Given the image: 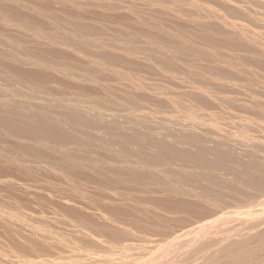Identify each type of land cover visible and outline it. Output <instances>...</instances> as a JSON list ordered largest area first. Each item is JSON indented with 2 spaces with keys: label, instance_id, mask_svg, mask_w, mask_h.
Instances as JSON below:
<instances>
[{
  "label": "bare ground",
  "instance_id": "1",
  "mask_svg": "<svg viewBox=\"0 0 264 264\" xmlns=\"http://www.w3.org/2000/svg\"><path fill=\"white\" fill-rule=\"evenodd\" d=\"M7 1L4 2V0H0V81L3 82L2 83L3 85L5 84L4 86L0 87V144H4V146H5V147H3V148H5L4 151L0 149L1 150L0 151L1 160H2V158L3 159L5 158V159H7L6 161H8L10 164H13L14 166H15V164H17L16 166H18V168H19L18 173L23 171L20 169H23V166H24L23 165L24 163L21 164L19 162V160L21 159V158L19 159V157H21V155H24L26 158L29 159V161H30V159L33 160L34 162L36 161L35 163L38 164V167H39V164L41 165L40 166L41 169L39 168L40 170H44L43 169V167H44L46 169V172L50 173L52 171L53 172L55 171L56 173H54V174H58V175H56V179H57L56 183H55V181H53L51 179H48L46 181V184H42V183L38 184V182L35 181L36 185L37 184L39 185L36 190H47L49 192H55V194H57L59 196L63 195V197H65L64 195L67 194L66 192H73L75 194V195L74 194L73 195L77 196V199H79L80 201L88 203L92 207H95V205L97 206V204L95 203L96 201L94 202L91 199H87L88 198V197H86L87 192H86V195H84L81 192L85 193L86 190L87 191L92 190L93 188H94V191L102 192L105 190L110 191V188H113L112 190H114V189L116 190V188H118L117 185H119V188L121 185V187H123V188H120V189H124L127 186V187H129L128 190H131L130 187L132 185L134 187V185H135V187L137 186L136 189H138L139 192H156V193L162 192L161 193L162 195H163V193L167 194L166 198L171 196L170 198L173 200L172 203H174V204H172L170 202L171 201L170 199L168 201H166V203L164 200L163 203L161 202V205H160V202H158V204L153 203V204H155L154 205L155 207H156V205H158V207H157V210L159 209L158 213H159V211H160V214H161V212L162 213H174L175 211L180 210V211H184L186 215L182 219L181 218H174V217H170V216H165V215L161 216L160 214L154 215V216H152V218L158 225L152 226V227L144 225V227L140 228L138 231H137V226H136V231L134 233V236H137V239L141 238L142 239L141 241H144L143 239H147L146 242H148L149 244H150V242L155 241L154 244L151 243L152 247H153V245L155 246L156 243H158V242L159 243L162 242V243H171L172 244L173 241H176L177 244L178 243L180 244L181 239L184 243L185 240H183V238L185 239V235H187L188 233L191 232V231L187 232L186 229L196 226L195 227L196 230L199 229V231H202L203 237L205 239L202 241V240H200L201 239L200 238L199 242H198V240L195 241V239H194V241H191L192 244L184 243V244L178 245L179 247H176L177 252L176 253L174 252V254H172V252H173L172 249H171V252L167 251L168 254L169 255L172 254V256H170V258H167V257H165V255L167 256V254H165L164 257L167 258V260L165 259V261L162 262L161 264H264V216H262V214L264 215V213H262L264 211L260 212L261 208H259V207H262V208L264 207V202H263L264 198H262L263 196L261 197V195H260L262 192H264V163L261 162L259 156L255 157V156H257V155H255V156L251 157V154H249L248 152L247 153L250 155V158H249L248 154L243 155L244 153L243 154L240 153L244 157L242 155H238L237 153H235L236 155H238V156H236L233 153L235 150L233 151L230 147V145H233V144H229L230 143L229 140L225 139L223 136H221V134H217V135L213 136L214 132L212 133V135H208L210 133V131L208 134H206V133L203 134V132L199 131V129L202 128L200 126L205 125L208 122L205 117H210V119H209V122H210L211 117L215 116L214 110H217L218 112H220L221 109L223 110V107H225V108L227 107V109L228 108L231 109L235 106L233 108L234 110H232V111L235 114L236 113L239 114V112L242 111L241 109H244L245 111H246V109H250L247 106L248 104L244 103L243 100H242L243 102H241V100H240V102L242 104H246V106H247L246 109H245L244 105H242L243 107H241V106L237 105L238 103L237 104L234 103V99L232 98V96L229 95L231 93V91L229 89L227 91H229L230 93H227L224 91L227 88L231 89V87H233L232 83L234 81H232V83L230 81L234 80V79L233 78L231 79L230 77H233V75L235 73H236L235 77L240 78V80L242 78V77H240V75H239V77L237 75L238 74L237 70H239L238 67L241 65V62H239V59H237L239 63H235V61H233V60L230 61L229 54H231L232 52L229 53L228 57H226V59L229 58V59H227V61H230L232 63L234 62V64H236V65H238V64H240V65L237 66V70H234V69L230 70V71H236L235 73L228 72L227 67H226L227 68L226 70H220V69H225L222 67V63L218 64L220 62L219 60H221V58H222L220 56V54H218L217 51L215 52L216 55L218 54L220 56L219 57L217 55L219 58H217L218 60H216L217 62L218 61L219 62L218 63L215 62L216 64L221 65V66H219V69L217 68L218 65H216V67H214L215 63H211L216 58H214V56H212L214 59L209 57L211 54L212 48L214 50L215 47L210 48V52H209L210 54H209V56H207L206 53H208L209 50L206 51L203 49V48L207 49V47L203 46L201 51H198L195 49V47H193V45L196 42L193 43V45H191L192 42H190V41H193V40H191L193 38L192 35H188L187 32H186L187 36H185L184 34H181L184 30L181 33H178L176 30H175L176 31L175 32V31H173V29H171L170 31L168 29V31H167L166 29L168 27L165 28V30H164V26L161 25V27H159L160 26L159 22H158V25H159L158 27L157 26L153 27L154 25L153 26L150 25L153 23V20H151L152 23L148 22L149 24H146L145 21H149L147 19H150V18L146 17L147 19L145 18L146 19L145 20L144 17H142L143 16L142 15V16H139V17H142L140 19H142V20L144 19L143 20L144 23H142V24H146V26L149 25L147 27L148 29H149V27H153L157 31V33H155L154 35H150L152 37H150L148 35L150 37L148 40L149 45L151 47L152 46H158V47L160 46L162 49V51L161 50L159 51V49H158V51L155 49L148 50L151 52H149V54H147V55H149V58H147V55H146V59L147 60L149 59V61H151L152 63H154L156 65V66H154V67H156L155 70L158 72V74L160 73L159 75H161V76L165 75L164 77H161V78H165V79H161L160 77H158L159 75H156V74H155L156 78L154 76L153 77L157 80V82L153 79H151L152 81H150V82H148L150 79L149 80L147 79L148 81H145V80L141 81V80H139L140 78L136 79V77H134L137 74H135V75L131 74V76L133 75L134 79L132 77H131L132 79H129L130 77L128 78L126 76V75L130 76L129 73H126V75H122L123 74L122 73L123 70H122L121 71L122 74L121 73L120 74L122 77L126 76V80H124L125 77H123L124 79H122L121 76H119L121 79L119 77H118L119 78L118 79L117 76H115V75H119V74H118V72H115L117 74L114 73V75H111V76H115L114 78H116L117 80L116 79L113 80L114 79L113 78L112 83L111 82H105L104 84L101 83L100 82L101 80H100L99 82L101 84H99L100 85L99 87L95 86V87H97V88H93L95 90L91 89V87H90V89L93 91L87 92L83 88L82 85H81L82 88L78 87V83L76 84L77 81L75 82L76 85L74 84V81L76 79H78V77L83 76L82 73H84L83 78H85V76H87V75L88 76L90 75L88 73L86 75V73H85L86 71H84L86 69V66L84 65V67L83 66L81 67L80 65L77 64V66H80L81 69L82 68L84 69V70H81V71H83L82 73H80V71H79V72H77V74L75 73V71L73 72L74 68L70 65V62H67L69 66L67 64H65L66 66L60 67L59 62L56 59H59L62 56L63 52L61 51L62 53H60V51H58L57 48H59L60 46H64V47H67V49L72 48L74 50L79 51L80 53L83 51L85 52V50H86L85 45L90 44L89 42L85 43V45L82 43L79 45V44H77L78 42L73 43V41H70L71 39H69V38H70V36H72V38H73V36L75 38L78 37V39H81L80 37H82V39L80 40V42H81L83 40V38H85L84 40L86 41L88 38L93 39V37H91V36H93V35L97 36V34L99 35L100 33H102L101 32L102 29L100 30V29H98L99 27L98 28L96 27L98 22L97 23L92 22V20H90V19H88V20L91 21L92 24H83L82 22L85 21L83 19L85 18L86 14H95V15L99 14L97 12L94 13V11H95L94 8H96V10L103 9L105 7L104 5H103L104 7L102 6V4H101V6H97V5L98 4L100 5V3L104 2L105 0L101 1L100 3L98 2L97 5H96V2H95V5L92 4V5H94V8L91 6L89 7V5L91 3H93L95 0H92V2H90V1L88 2L86 0H83V2L86 1L85 2L86 5H87V3H89L88 6L84 5V3H83V5H82V3L80 4L79 3L80 1H78V0H9V1H12V3L10 2L11 4H9L12 7H10L9 5L5 6V4L2 5L3 3H7ZM152 1H155V0H152ZM157 1L160 2V0H157ZM157 1L153 2V4L156 3ZM166 1L167 0H165V1L162 0L161 2H163V4H164V2L165 3L169 2V1H167V2ZM172 1L173 0H171V2ZM203 1H205V0H203ZM250 1L252 2V0H250ZM250 1H249V3H250ZM13 2L15 3L14 7H13ZM27 2H30L32 4L31 10H29V11L27 9L30 8L29 7L30 5H28ZM105 2H107V1H105ZM112 2L110 1V3H112ZM174 2L176 3V0ZM177 2H179V0H177ZM222 2H221V4H222ZM243 2H244V0H243ZM148 3H146V4H148ZM150 3H152V2H150ZM197 3H200V1ZM219 3L220 2H218L217 4H219ZM215 4L216 3H214V5ZM245 4H247V3H245ZM245 4L243 3V5H245ZM142 5H145V4H142ZM149 5L150 4H148V6ZM157 5H159V4H157ZM157 5H155V6H157ZM224 5H225V3H224ZM238 5H241V3ZM95 6H97V7H95ZM109 6H111V5H109ZM127 6H128V3H127ZM159 6L165 7V5L162 6V4H160ZM179 6H177V7H179ZM188 6H190V5L188 4ZM205 6H207V5H205ZM250 6H252V5H250ZM55 7L57 9H55ZM117 7H119V5ZM167 7H166V9H167ZM209 7H211V5ZM209 7L207 6V9H209ZM141 8H143V7H141ZM186 8L187 7H185V10L189 9V8L188 9H186ZM191 8H192V5H191ZM196 8H198V7L196 6ZM199 8H200V6H199ZM202 8L203 7H201V9ZM225 8H227V7H225ZM258 8H260V7H258ZM145 9H148V7H146ZM164 9H163V11H164ZM181 9H183V8H181ZM207 9L205 8L206 14L208 12ZM213 9H215V8H213ZM213 9H211V10H213ZM222 9L220 8L221 12H222ZM254 9H255V7H254ZM78 10H81V13H84V14H81L84 16V18L78 16V14L76 13V12H80ZM92 10H94V11H92ZM104 10H105V8H104ZM122 10H123V8H122ZM136 10L137 9L135 7V10H133V11L136 12ZM194 10H196V9H194ZM26 11H28V12L31 11L32 14L27 13ZM114 11H116V10L114 9ZM165 11H167V10H165ZM210 11L208 12V14L210 13ZM213 11H211V14H213L212 16H214L213 18H215V14H217L218 10L216 13H215V11L214 12ZM254 11H258V9L254 10ZM101 13H103V10ZM131 13H132V11H131ZM142 13H144V12L142 11ZM154 13H156V12H154ZM164 13H166V12H164ZM261 13H259V14H261ZM33 14H34V16H31ZM112 14H114V13H112ZM136 14H138V13H136ZM147 14H150V12ZM151 14H153V13L151 12ZM159 14H161V13H159ZM170 14H171V12H170ZM173 14H175V13H173ZM180 14H181V12H180ZM95 15H93V16H95ZM104 15H105V13H104ZM135 15H133V16H135ZM197 15H198V13H197ZM200 15H201V13H200ZM224 15H227V14H224ZM250 15H252V14H250ZM90 16H88V17H90ZM97 16H99V15H97ZM97 16H95V17H97ZM170 16H172V15H170ZM175 16L177 17L176 14H175ZM180 16H179V18H180ZM208 16L210 17L211 15L209 14ZM255 16H257V15H255ZM119 17H121V15ZM197 17H199V15ZM217 17H219V16H217ZM220 17H222V16H220ZM126 18H127V16H126ZM185 18H187V17H185ZM153 19H155V18H153ZM159 19H160V17H159ZM193 19H191V20H193ZM210 19H212V18H210ZM222 19H224V18H222ZM256 19H257V17H256ZM120 20H123V18L122 19L120 18ZM131 20L132 19H130V20L128 19V21H131ZM263 20H264V18H263ZM137 21H139V23L143 22L139 19ZM201 21H198L199 23L197 22L198 25L201 23ZM214 21L215 20H213V22ZM229 21H227L226 23L228 24ZM239 21H237V22H239ZM259 21H261V20H259ZM160 22H162V21H160ZM223 22L225 23V21H223ZM248 22H251V21H248ZM85 23H87V22H85ZM180 23H179V26H180ZM220 23H221V20H220ZM224 23H223V25H224ZM102 24H104L103 21H102ZM216 24H218V23H216ZM245 24H246V22H245ZM104 25H106V24H104ZM132 25H133V23H132ZM240 25H242V24H240ZM248 25H250V24H248ZM256 25H254V26H256ZM135 26H136V24H135ZM138 26H141V25H138ZM196 26H195V28H196ZM202 26H204V25H202ZM230 26H232L231 21H230ZM237 26L238 25L236 24V27ZM213 27H215V26L213 25ZM247 27L245 26V28H247ZM100 28H103V27H100ZM122 28H124V27H122ZM141 28H142V26H141ZM202 28H200L199 30H201ZM237 28H236V30H237ZM242 29H244V28L241 27V30ZM125 30H126V28H125ZM206 30H207V28H206ZM227 30H230V29H227ZM261 30H262V28H261ZM110 31H112V30H110ZM116 31H117V29H116ZM121 31H122V29H121ZM196 31H198V30H196ZM203 31L205 32V29ZM239 31H240V29H239ZM244 31H245V29H244ZM246 31H247V29H246ZM207 32H209V31H207ZM213 32H215V31H213ZM240 32H243V31H240ZM139 33H142V32H139ZM183 33H185V32H183ZM129 34H130V32H129ZM136 34L139 35L138 33H136ZM239 34H237V35L239 36ZM245 34H247V33H245ZM245 34H244V38H249V37H245ZM262 34H263V32H262ZM117 35H118V33L116 35H114V39H117L116 41L119 42L120 38L122 36H121V33H120L121 37L119 35L118 36ZM231 35H232V33H231ZM210 36L211 35H209L208 39H210ZM118 37H120L119 40H118ZM130 37H131V35H130ZM130 37L126 38L127 40L126 39L125 40L129 43L132 41V42H134L133 44H135L136 40L133 41L134 40V39L132 40L133 37L132 38H130ZM218 37H219V39L216 40L215 45H211V46H216V44L219 46L222 45L223 49L226 50L227 48H229L230 51H231V48H235L233 46H236V44H237V46H239L237 41H235V38H237V37L233 38V36L226 35V33L225 34L223 33V35H219L216 38H218ZM259 37H261V36H259ZM100 38H101V35H100ZM141 38H143V36ZM244 38H239V39L244 41V43H243L242 41L239 40L240 42H242L241 45L245 44L247 41V40L245 41ZM252 38L254 40L255 37L252 36ZM261 38L264 39L263 36ZM121 39H123V37ZM145 39H146V37H145ZM260 39H258V41ZM77 40H75V41H77ZM101 40H102V38H101ZM201 40L204 43V41L207 39H201ZM143 41H144V39H143ZM198 41H200V40H198ZM248 41L250 42L251 39ZM258 41H256V42H258ZM90 42H93V41H90ZM113 42H114V40H113ZM132 42H131V44H132ZM145 42H147V41H145ZM212 42H214V41H212ZM249 42L247 44L250 46V44H252V43L250 42V44H249ZM106 43L107 42H105V44ZM103 44H104V42L102 43V45ZM124 44H125V42L123 43V45ZM127 44H125V45H127ZM261 44H263V43H261ZM93 45H95V46L99 45V46H96L97 49H98V47L101 48L100 43L93 44ZM223 45L226 46L227 48H225ZM253 45H254V43H253ZM87 46H89V45H87ZM131 46H129V47L126 46V47H128V48H126V50L127 49L131 50L130 52H127L125 50L128 53L127 56L129 55V57H127L128 60H129V58L131 60L130 56H133L135 59H137V57H136L138 55L137 53L142 54L141 56L143 58L144 52L140 53L141 50L139 49L140 50L139 51L135 45L134 46H135L136 50H132L133 48ZM219 46H216V47H219ZM64 47H62V48L64 49ZM142 47H143V45L141 46V48ZM151 47H149V48H151ZM261 47H263V46H261ZM104 48H105V46H104ZM244 48H245V45H244ZM258 48H260V46ZM208 49H209V47H208ZM217 49L218 48H216V50ZM229 49L227 51H229ZM60 50H62V49H60ZM102 50H103V48H102ZM117 50L119 51V49H117ZM259 50H261V49H259ZM259 50H258V52H259ZM94 51H96V50H94ZM118 51H116V52H118ZM202 51H205V54ZM214 51H212V55H215V53L213 54ZM218 51H219V53L222 52L219 49H218ZM72 52H74V51H72ZM237 52H239V51H237ZM80 53H78V54H80ZM73 54H75V53H73ZM105 54H107V53H105ZM87 55H89V54H87ZM99 55H102V54L99 53ZM89 56H91V58H93L91 54ZM93 56H94V54H93ZM83 57H84V59H87V58H85L86 55ZM83 57H81V58H83ZM94 57H96V56H94ZM105 57L112 58L113 56L111 57V56H105L104 55L103 58H105ZM121 57H122V55H121ZM191 57H193V60L190 59ZM208 57H209V59L211 58L212 60H209V64L204 65V66H207V67H205L207 70L205 72H209L212 76H210L209 73H206V74H207V76L209 75L211 78L213 76H216V77H214L215 79H210L209 81H206L207 80V78H206L205 80L203 79L204 81H201L202 78L204 77L203 74H205L204 69H203V71H199V72H202L201 76H203V77L201 78L200 81L197 80V82L195 81V79H192V81H191L190 78H188L186 80L180 79L179 75H178L179 77L177 76L178 78H176L175 75L176 74H182V72L176 71L178 68L175 69V66H173L174 64H176L175 61H178L179 59H181V60H183V59L189 60L190 59L188 62L192 63V66L194 65V69L197 71L196 68L198 65L196 64L197 65L196 66L194 64L195 61H196V63H201V62L204 63L205 62L204 60H203L204 62L198 61V60H201L202 58L203 59L206 58V60H207ZM257 57H259L258 59L261 60V62L264 64V52H261L259 54L257 53ZM99 58H102V57L99 56L97 59L93 60V62L95 61L94 64L95 63L97 64L96 60H99ZM134 58L132 59L133 61H134ZM76 59H77V57H76ZM84 59H82V60H84ZM88 59H89V57H88ZM114 59L116 60L117 57ZM121 59H123V58H121ZM231 59H232V56H231ZM106 60H110V59L107 58ZM125 60H127V59L125 58ZM54 61H57L58 64L55 63ZM85 61H87V60H85ZM90 61H88V62L91 63ZM117 61H115V62H117ZM135 61L137 63V60H135ZM256 61H257V59H256ZM98 62L100 64L101 61H98ZM134 62H133V64H135ZM221 62H223V65L225 64L224 63L225 61H221ZM250 62L252 63V61H250ZM104 63H106L105 60H104ZM205 63H208V61H206ZM210 63L214 64V66L210 65ZM227 63H228V65L230 64L229 62H227ZM243 63H244V61H243ZM146 64H147V62H146ZM183 64H185V63H183ZM126 65L127 64L125 63V66ZM228 65H226V66H228ZM96 66H94V67L96 68ZM62 67H63V69H62ZM191 67H189V68H191ZM241 67H239V68L243 72L247 68L246 66H245V68H243V67L241 68ZM46 68H48L47 69L48 73H50L49 71H51V68L57 69V71H60V72L63 71V72H61V74L64 75L63 78L59 79L60 77L57 78L58 77L57 75H56L57 77H54L55 76L54 73H53L54 76L52 75V73H50L52 76L46 75V73H47L45 70ZM114 68L115 67H112V69H114ZM130 68H129V70L132 71V69L134 68V71H135L137 67L133 66L132 69H130ZM199 68H201V67H198V70H199ZM229 68H232V67H229ZM122 69H126V68H122ZM249 69L247 68L246 72L250 71ZM103 70H101V71L103 72ZM107 70H109V69H107ZM127 70H128V68H127ZM147 70H149V71H147ZM52 71H54V70H52ZM77 71H78V69H77ZM97 71H98V69H97ZM114 71H116V70H114ZM114 71L112 70V72H114ZM117 71H119V70H117ZM146 71L148 73H150L151 75L154 73H157V72L153 73L152 68L146 69ZM252 71L254 73V71L256 72V69L252 70ZM252 71L250 72L251 75H252ZM190 72L193 73V71H190ZM246 72L243 74L247 75L248 73H246ZM78 73H80L81 75ZM192 73H191V75H193ZM239 73H241V71ZM254 74H256V73H254ZM254 74L252 75L253 77L256 76ZM257 74H258V72H257ZM103 75L105 76V74H103ZM142 75H144V74H141V76ZM188 75H190V74H188ZM251 75L248 74L247 77H249ZM184 76L185 75H183V77ZM218 76H219V78H218ZM247 77H244V80H242L240 83L241 84L244 83L245 78H247ZM251 77H250V80H248V81H252V80L254 81V79H251ZM80 78H82V77H80ZM83 78H82V80H83ZM127 78H128V80H127ZM237 78H235V80H237ZM86 79H87V77H86ZM86 79H84V81H82V82H85ZM89 79H90V76H89ZM141 79H143V78H141ZM198 79H199V77H198ZM36 80H38V81H36ZM138 80L140 82L137 83ZM187 80H189V82ZM211 80H213V81H211ZM259 80L260 79L258 78L259 84L264 82L263 81L260 83L261 80L260 81ZM71 81H73V82H71ZM78 81H80V79H78ZM87 81H91V80L87 79ZM93 81H92L93 84L98 82L97 80H93ZM144 81L148 82V83H145ZM206 82L211 83V84L209 85ZM240 83L237 84V85H239V88L241 86V89H243L242 87H244V89H245V86H242L243 84L240 85ZM249 83L250 82H248V84ZM255 83H256V80H255ZM252 84L253 83H251V85ZM247 85H246V87H248ZM257 86L258 85L256 84L255 87L257 88ZM260 86H262V85H260ZM92 87H94V86H92ZM252 87H254V85L250 86V88L248 87L247 88L248 90H246V89L245 90L246 91L252 90L251 89ZM20 88H22L21 90H23V88H25V90H27L28 92L24 93L25 91L23 90L24 92H22L20 90ZM86 88H88V87H86ZM235 89H236V86H235ZM241 89H239V90H241ZM261 89H262V91H264V87L260 88V90ZM237 90L235 92H238ZM241 91H243V90H241ZM241 91H239L240 95L243 94V93H241ZM249 93H251V92L249 91ZM259 93H263V92L260 91ZM235 94H237V93H235ZM235 94H234V96H235ZM246 94H247V96L250 95L248 93H245V96H246ZM235 97H238V96H235ZM253 97H252V99H255L258 97V95L255 98H253ZM52 98H53V100H55V99L56 100L50 101L49 99H52ZM243 98H247V97H243ZM238 100H237V102H238ZM261 101H262V99H261ZM241 103H240V105H241ZM254 105L256 106L257 102ZM254 105H249V106H252L253 110H255V112H254L255 114L252 112L253 111L252 109L250 112H252L251 114L256 115L257 110H256V107ZM260 105H261L260 107L262 108L263 105L262 104H260ZM237 107L240 108L239 112L235 111V109ZM254 107H255V109H254ZM257 107L260 108L259 106H257ZM216 108H219V109L221 108V109L219 111V109H216ZM244 110H243V112H244ZM224 111H226V110H224ZM138 112L142 116L144 114H146L147 116L153 115V116H160V117H161V115L164 117H166L165 115H167L169 117L170 114L171 115L174 114L173 116H175L176 113L177 114L180 113V114L186 115L187 118L190 120V122L188 120L187 121L188 125L185 123H184L185 126L182 125V126L186 127V129H184V127L183 128H176V126L172 127V126H174L173 124H172V126L171 125L168 126L166 123H168L169 120L163 119L164 117L163 118L161 117L160 119L157 117L158 119L154 118L155 120L150 121V118H148V117L146 118L145 117L146 115H145L144 117H141L140 119L137 120V113ZM247 112H249V111H247ZM247 112H245V113L247 114ZM220 113H222V112H220ZM220 113H219V115H220ZM245 113H243V114H245ZM258 113H259V111H258ZM226 114L227 115L229 114L228 116H230V114H232L231 116H233V113L231 111H230V113L226 111ZM248 114H250V113H248ZM223 115L224 114L222 113V116ZM259 115H260V117H262V116H264V113L262 112ZM244 116H242V117H244ZM256 116H258V115H256ZM235 117H236V115H235ZM248 117H249V115H248ZM260 117L257 118L258 123H259V120H261V119H259ZM251 118H253V117H251ZM174 119H175V117H174ZM177 119H179V118H177ZM217 119H215V120H217ZM241 119H243V118H241ZM241 119L239 121H241ZM232 120H233V118H232ZM244 121H245V119H244ZM176 122L178 123V121H176ZM179 122H180V119H179ZM204 122H206V123L203 124ZM212 122H214V119ZM172 123H173V121H172ZM215 123H216V121H215ZM228 123H230V122H228ZM261 123H260V125H261ZM263 123H262V125H263ZM213 124H211V125H213ZM206 125L204 127L208 126V125L207 126ZM240 125H241V123H240ZM244 125H245V122H244ZM224 126H225V124H224ZM198 127H200V128H198ZM215 127H219V126H214V128ZM246 127L248 128V126H246ZM197 128H198V131L195 130ZM208 128H209V126H208ZM211 128H212V126H211ZM218 130L220 131V129H218ZM241 130H243V129H241ZM213 131H214V129H213ZM216 132H218V131H216ZM221 132H223V131H220V133ZM233 132H235V131H233ZM247 132H249V131H247ZM258 132H260V131H258ZM96 134H99V135L101 134L103 136V137L102 136L101 137L104 138V140L102 138H100L105 142L104 143L105 153L103 155H102L103 152L100 153L101 150L98 149L102 146V145L100 146V144H101L100 142H102V144H103V141L99 140L98 138H95L96 136L94 137V135H96ZM252 134H250V135H252ZM233 137H234V135H233ZM239 137H241V136H239ZM253 137H254V135H253ZM235 138H236V136H235ZM260 141H263V140L260 139ZM253 142H255V141L252 140V143ZM247 147H248V145H247ZM77 148L81 149V151H83V153H80V154L76 153ZM94 148H95V150L98 149L100 152H98V151L97 152L100 154L94 152L95 154L93 153V155H90L89 150L94 149ZM129 148H132V149L134 148L136 150L133 149L134 150V152H133V151H130ZM73 149H74V151H73ZM102 149H103V147H102ZM6 151L8 152L7 156H6V154H7ZM242 152H244V151H242ZM260 152H261V150H260ZM254 154L252 153V155H254ZM240 156H242V157H240ZM261 158L263 161L264 160L263 156ZM33 161H32V163H33ZM30 163H31V161H30ZM4 164H6L5 161H4ZM10 164L8 165V167L10 166ZM13 165L11 167L12 169L11 168H9V169L13 170ZM16 169H17V167H16ZM2 171H3V169L0 171V173ZM14 171H15V169H14ZM17 171L18 170H16V172ZM27 171L29 172V170H27ZM23 172H21V173L23 174ZM43 173H45V172H43ZM252 173L253 174L256 173L255 176L258 175L259 178L251 179L249 175H251ZM15 174H17V173H15ZM20 174L19 175L17 174V175L20 176ZM22 174H21V176H22ZM222 174H226V177L229 179H227V178L225 179V178L221 177ZM27 175L25 177H27ZM31 175H32V173H31ZM23 177H24V175H23ZM224 177H225V175H224ZM253 177H254V175H253ZM34 180H35V178H34ZM239 184L241 185L240 187H239ZM115 185H116V188L112 187ZM128 185H131V186H128ZM117 191H119V190H117ZM123 191H125V190H123ZM126 191H127V189H126ZM248 191H251L250 195H253L252 192L255 195L258 192H260L259 196L261 198L258 197L257 199L260 198L259 200H262L263 203L260 202L259 200H258V202L262 203L263 206L260 205L259 203H257V200L255 199L254 195H253V197L248 195L249 194ZM70 194L72 195V193H70ZM262 194H264V193H262ZM70 197L67 196L66 198L68 199ZM159 197H161V196H159ZM71 198H73V197H71ZM174 198L177 200L176 202H175ZM150 200L149 201L152 202V198H150ZM155 200H157V199H155ZM149 201H148V204L150 203ZM153 201H154V199H153ZM157 201H159V200H157ZM161 201H162V199H161ZM167 202H169V204L170 203L171 204L169 205ZM257 204H259L260 206ZM114 205L115 204L112 203V206H114ZM109 206L112 207L111 203L108 204L107 207H109ZM144 206H145V204H144ZM107 207H106V209L108 210ZM114 208L116 209L117 207H113L112 208L113 210L109 209V213L111 211L112 212L114 211L113 214L115 215V211L117 209L115 210ZM230 209H232V210H230ZM233 209L235 210V212H232ZM0 210H2V209H0ZM225 210H229V212L227 211L228 213H224ZM261 210H263V209H261ZM118 211H120L119 208H118ZM118 211H116V214L119 213ZM237 211H239V212H237ZM7 212L8 211H6V213ZM9 213H7V214L10 216L11 214H9ZM74 213H76V212H74ZM2 214H5V213H1V215ZM77 214L78 213H76L74 217H78ZM232 215H235V218H232V219L228 218V217H234ZM5 216H7V215H5ZM9 216H8V220H9ZM227 218L230 220H228ZM17 219L19 220V218H17ZM225 219H227L228 221H231V222L225 221ZM24 220H26V219H24ZM77 220L78 219L75 218V221H76L75 225L77 226V224H78L77 228L81 227L80 224H83V223L87 224V222H83V218H82V220L80 219V221L82 223L81 222L77 223ZM1 224H0V226H1ZM73 224H74V222H73ZM11 225H12V223H11ZM11 225H9V226H11ZM83 226H82V228L85 229V227H83ZM89 226L91 227L92 225L89 224ZM95 226H97V225H95ZM95 226H94V228H95ZM217 226H221V227L219 228ZM28 227H29V225H28ZM214 227L216 229H214ZM107 228H109V227H107ZM211 229H212V231H211ZM35 230H34V232H35ZM89 230L91 231V229H89ZM94 231L95 230H93V232ZM109 232H111V231H109ZM127 232L125 233V235H124V232L121 233V232L116 231L115 233H111V235L114 239V241H113L114 243L112 244L114 252H115V250H117V252H119L118 250H120V252L123 250L122 251V253H123L124 250L127 249V246L129 244L126 245L127 243L125 244V241L123 240V239H126V234H127V236L129 235L128 234L129 232L128 233ZM33 234L35 235V233H33ZM194 237H196V235ZM197 237L199 238L198 235H197ZM45 239H46V236H45ZM192 239H193V237H192ZM49 240H48V242H49ZM177 240H180V241L178 242ZM129 241H131L130 237H129ZM156 241H158V242H156ZM63 242H65V241L63 240ZM72 242L70 241V246H71ZM126 242H128V241H126ZM32 244H33V242H32ZM146 244H145V246H146ZM174 244L175 243L173 242L172 245H174ZM131 245H132V243H131ZM139 245H137V246H139ZM168 245H166V246H168ZM64 246H67V244ZM145 246L143 247L144 248L143 251H145V249H146ZM157 246L159 247V244ZM48 247H45V248H48ZM72 247H74V246H72ZM81 247H83V246H81ZM129 247H131V246H129ZM132 248H133V245H132ZM148 248H149V246H148ZM163 248H166V247H163ZM78 249H80V248H78ZM129 249H127L126 251L128 252ZM140 251H141V249H140ZM153 251H155V250L153 249ZM165 251H166V249H165ZM77 252H80V251L77 250ZM109 253H111V252H109ZM134 253H136V251ZM35 254H37V253H35ZM103 255L106 256L107 254H103ZM111 255L113 257L116 256V255H114V253H112ZM128 255L130 256L131 254H128ZM139 255H142V254L139 253L138 256ZM144 256H146V255L144 254ZM153 256L157 257V256H155V254ZM124 257H126V255ZM106 258H108V256L105 257V259ZM121 258H119L118 260L120 261ZM134 258H135V261H136V259H138V258H136V256ZM151 259H154V258H151ZM151 259H148V260H151ZM160 259H161V257H160ZM108 260L110 262L113 261L112 257H109ZM64 261L66 262L68 260H64ZM74 261L75 260H73V262ZM131 261L133 262V259H131L130 262ZM106 262L108 264L107 260H106ZM121 262H122V259H121ZM126 262H127V260H126ZM136 262H138V261H136ZM154 262H155V260H154ZM145 263H147V261L146 262L144 261V264ZM149 264H151V263L149 262Z\"/></svg>",
  "mask_w": 264,
  "mask_h": 264
},
{
  "label": "rangeland",
  "instance_id": "2",
  "mask_svg": "<svg viewBox=\"0 0 264 264\" xmlns=\"http://www.w3.org/2000/svg\"><path fill=\"white\" fill-rule=\"evenodd\" d=\"M5 1H7V0H4V2ZM78 1H80L79 3L81 4L82 3V5H83V3H84V5H86L85 4V2L86 1H90V2H92V0H86L85 2H83V0L81 1V0H78ZM101 1H104V0H95L93 3H91L90 5H89V3H87V5L86 6H88L89 5V7L91 6V7H93L94 8V5H95V2H96V5L98 4V2L100 3ZM105 1H107V2H105ZM104 2H101L100 3V5L98 4L97 6H101V4H102V6L105 8V10H104V8L103 9H98V10H96V8H94V10H92V11H94V13H99V14H97V15H99V16H97V15H95V14H86L85 15V18H84V16L83 15H81V14H84V13H81V10H78V11H80V12H76L77 14H78V16L79 17H82V18H84L83 20H85V21H83L82 23L83 24H92V22H98V26L96 25V27L98 28V29H102V33H100L99 35L97 34V36L96 35H93V36H91V37H93V39L92 38H86L87 40L85 41L84 39L85 38H83V40L85 41H81L80 42V40L82 39V37H80L81 39H78V37H74L73 36V38H72V36H70V38L69 39H71L70 41H73V43H77V44H84L85 45V43H87V42H89L90 44H86L85 46H86V50H85V52L83 51V52H79V51H77V50H74V49H72V48H68L67 49V47H64V46H60L59 48H57L58 49V51H60V53H62V56L59 58V59H56L58 62H59V65H60V67L61 66H66L65 64H67L68 65V63L67 62H70V65L74 68V70H73V72L75 71V73L77 74V72H79L80 71V73H82L83 71H81V70H84L83 68L81 69V67L83 66L84 67V65L86 66V69L84 70V71H86L85 73H86V75H87V73L88 74H90L89 76H90V79H89V76L87 75V76H85V78H83V76H84V73H82L83 74V76H80V77H82L83 78V80H82V78H80V77H78V79H80V81H78V79H76L75 81H74V84H75V82H76V84L78 83V87H80V88H82L81 87V85L83 86V88L88 92V91H93V90H95V89H93V88H97V87H99L100 85L99 84H101V83H105V82H111L112 83V79L115 77V76H117V78L119 77V76H121V74L122 75H126V73H129V75L130 76H128V75H126L129 79H132L133 78V75L131 76V74H137L136 76H134V77H136V79L137 78H140L139 80H141V81H143V80H145V81H148L149 79V81L148 82H150V81H152L151 79H153V80H155L156 82H157V80L155 79L156 78V76H155V74L156 75H159L158 74V72L155 70V68L156 67H154V66H156L154 63H152L151 61H149V59L147 60L146 59V55L147 54H149V52H151V51H148V50H150V49H155V50H157L158 51V49H159V51L161 50L162 51V49H161V47L159 48L158 46H150L149 45V38L150 37H152V36H150V35H154L155 33H157V31L153 28V27H158L159 25H158V22L160 23V26L159 27H161V25L162 26H164V30H165V28H167L166 30L168 31V29H169V31L171 30V29H173V31H177L178 33H181L183 30V32H185V33H181V34H184L185 36H187L186 35V32H187V34L188 35H192V39L191 40H193V41H190V42H192L191 43V45H193V43H195L194 45H193V47H195V49L196 50H198V51H201V49L203 48V46L204 47H207V49L206 48H203L204 50H206V51H208V53H206V55L207 56H209V52H210V48H212V47H215L214 48V50H213V48H212V51H214L213 52V54L217 51V53L218 54H220V56L222 57L221 58V60H219L218 62L216 61V60H218L217 58H219L217 55H216V53H215V55H212V51H211V54H210V56L209 57H211L212 59H214V58H216V59H214V61L213 62H211V63H218V64H221L222 63V67L223 68H225V69H220V70H226L227 68V70H228V72H232V73H235L236 71H230V70H232V69H234V70H237V66L238 65H240V64H238V65H236V64H234V62L232 63V62H230L231 60H233V61H235V63H239V62H241V65L239 66V67H243V68H245V66L250 70V71H248V72H246L247 71V68L244 70V72L242 71V70H240V68L238 67V69L241 71V73H239L240 71L239 70H237L238 72V77H239V75H240V77H242L241 78V80H240V78H237V77H235V74L233 75V77H230L231 79L233 78L234 80H231L230 82L232 83V81H234L233 83H232V86L234 87H231V89L230 88H227V89H225L224 91L225 92H227V93H230L229 91H227L228 89L231 91V93L229 94L230 96H232V98L234 99V103H238L237 105H239V106H241V107H243L242 105H244L245 106V109L247 108V106L250 108V109H246V111L244 110V109H241L242 111L241 112H239L240 111V108L239 107H237L236 109H235V111H237V112H239V114L238 113H234L232 110H234L233 108L235 107H233V108H228L227 109V107L225 108V107H223V110L221 109V111H220V109L219 108H216V109H219V111L220 112H222L224 115L222 116V113H220V112H218L217 110H214V115L215 116H213V117H211V121L209 122V119H210V117H205L206 119H207V123L206 122H204L203 124H207L208 126H209V128H208V126L207 127H204L205 125H201L200 127H202V128H200V127H198V128H200L199 129V131L200 132H203V134H208L209 133V131H210V133L208 134V135H212V133H213V136H215V135H217V134H221V136H223L225 139H228L229 140V144H233V145H230V147H231V149L234 151L233 153L235 154V153H237L238 155H242L243 153V155H247L248 153L249 154H251V157L252 156H255V155H257V156H255V157H258L259 156V158H260V160H261V162H263L264 163V160L262 161V156H263V159H264V116H262V117H260V115L259 114H261L262 112L264 113V91H262V89L260 90V88H263L264 86V64L261 62V60H259L258 58L259 57H257V53L259 54V53H261V52H264V39L263 38H261L262 36L264 37V20H263V18H264V0H252V2L250 1V0H244V2H243V0H205V1H203V0H179V2H177V0H176V3L174 2L175 0H173L172 2H171V0H167V1H169V2H167V3H165L164 2V4H163V2H161L162 0H160V2L159 1H157V0H155V1H157L156 3H154L153 4V2H155V1H152V0H105ZM110 1L112 2V3H110ZM119 1V2H118ZM126 1V2H125ZM146 1V2H145ZM150 1V2H152V3H148V2ZM165 1V0H164ZM192 1V2H191ZM194 1V2H193ZM200 1V3H197V2H199ZM210 1V2H209ZM214 1V2H213ZM223 1V2H222ZM229 1V2H228ZM233 3H232V2ZM246 1V2H245ZM249 1H250V3H249ZM258 1V2H257ZM9 2V3H8ZM12 3V1H7V3H3L2 5H4L5 4V6H8L9 4H11ZM115 2V3H114ZM119 4H118V3ZM136 2V3H135ZM138 2V3H137ZM174 2V3H173ZM182 2V3H181ZM185 2V3H184ZM192 4H191V3ZM204 2V3H203ZM207 2V3H206ZM209 2V3H208ZM213 2V3H212ZM218 2H220L219 4H217ZM221 2H222V4H221ZM237 2V3H236ZM257 2V3H256ZM28 3V5H30L29 7L30 8H28L27 10L29 11V10H31V7H32V4L30 3V2H27ZM119 5V7H117L118 5ZM126 3V4H125ZM127 3H128V6H127ZM131 3V4H130ZM134 3V4H133ZM146 3H148V4H150L149 6H148V4H146ZM178 3V4H177ZM180 3V4H179ZM214 3H216L215 5H214ZM224 3H225V5H224ZM229 3V4H228ZM236 3V4H235ZM241 3V5H238V4H240ZM243 3L245 4V3H247V4H245V5H243ZM252 3V4H251ZM260 5H259V4ZM263 3V4H262ZM92 4H94V5H92ZM115 6H114V5ZM124 4V5H123ZM142 4H145V5H142ZM157 4H162V6L163 5H165V7H160L159 5H157ZM171 4V5H170ZM177 6H179V7H177ZM182 4V5H181ZM188 4L190 5V6H188ZM194 4V5H193ZM197 4V5H196ZM203 6H202V5ZM252 5V6H250V5ZM14 5H15V3L13 2V7H14ZM109 5H111V6H108ZM113 5V6H112ZM117 5V6H116ZM133 7H132V6ZM154 5V6H153ZM155 5H157V6H155ZM191 5H192V8H191ZM205 5H207L208 7L211 5V7H209V9H207V6H205ZM232 5V6H231ZM10 7H12L11 5H9ZM97 6H95V7H97ZM108 8H107V7ZM127 6V7H126ZM143 7V8H141V7ZM168 6V7H167ZM182 6V7H181ZM196 6L198 7V8H196ZM199 6H200V8H199ZM236 6V7H235ZM250 6V7H249ZM116 7V8H115ZM121 7V8H120ZM135 7H136V12L135 11H133V10H135ZM140 7V8H139ZM146 7H148V9H145ZM153 7V8H152ZM166 7H167V9H166ZM185 7H187L186 9H188V10H185ZM201 7H203L202 9H201ZM225 7H227V8H225ZM244 7V8H243ZM246 7V8H245ZM253 7V8H252ZM254 7H255V9H254ZM258 7H260V8H258ZM110 8V9H109ZM113 8V9H112ZM122 8H123V10H122ZM131 8V9H130ZM139 8V9H138ZM157 8V9H156ZM165 8V9H164ZM173 8V9H172ZM175 8V9H174ZM178 8V9H177ZM180 8V9H179ZM181 8H183V9H181ZM191 8V9H190ZM205 8L208 10V12L211 10V9H213V8H215V9H213L214 11H215V13L217 12V10H218V12H217V14H215V18H213L214 16H212L213 14H211V11H213V10H211L210 11V15L212 16H208L209 14H208V12H207V14H206V10H205ZM220 8L222 9V12H221V10H220ZM231 10H230V9ZM55 9H57L56 7H55ZM54 9V10H55ZM114 9L116 10V11H114ZM128 9V10H127ZM144 12V13H142V11ZM156 11H155V10ZM159 9V10H158ZM163 9H164V11H163ZM171 9V10H170ZM194 9H196V10H194ZM198 9V10H197ZM249 9V10H248ZM258 9V11H254V10H257ZM102 10H103V13H101L102 12ZM112 10V11H111ZM127 12H126V11ZM151 10V11H150ZM161 10V11H160ZM165 10H167V11H165ZM203 12H202V11ZM205 10V11H204ZM241 10V11H240ZM243 10V11H242ZM260 10V11H259ZM28 11H26L27 13H31L32 14V12L30 11V12H28ZM106 11V12H105ZM110 11V12H109ZM119 11V12H118ZM123 11V12H122ZM131 11H132V13H131ZM177 11V12H176ZM193 13H192V12ZM198 11V12H197ZM213 11V12H214ZM253 11V12H252ZM114 13V14H112V13ZM122 12V13H121ZM134 12V13H133ZM142 14H141V13ZM149 13L150 12V14H147V13ZM151 12L153 13V14H151ZM154 12H156V13H154ZM164 12H166V13H164ZM170 12H171V14H170ZM180 12H181V14H180ZM205 12V13H204ZM224 12V13H223ZM231 12V13H230ZM248 12V13H247ZM261 13V14H259V13ZM92 13V12H91ZM104 13H105V15H104ZM107 13V14H106ZM113 16H111L110 14ZM117 13V14H116ZM136 13H138V14H136ZM146 13V14H145ZM159 13H161V14H159ZM173 13H175L176 15H177V17L175 16V14H173ZM186 13V14H185ZM197 13H198V15H199V17H197L198 15H197ZM200 13H201V15H200ZM203 13V14H202ZM221 13V14H220ZM223 13V14H222ZM236 13V14H235ZM240 13V14H239ZM244 13V14H243ZM109 14V15H108ZM135 15V16H133V15ZM179 14V15H178ZM196 14V15H195ZM206 14V15H205ZM224 14H227V15H224ZM235 14V15H234ZM250 14H252V15H250ZM254 14V15H253ZM259 14V15H258ZM81 15V16H80ZM91 15V16H90ZM93 15H95V16H97V17H95V16H93ZM103 15V16H102ZM121 15V17H119ZM124 15V16H123ZM143 15V16H142ZM152 15V16H151ZM155 15V16H154ZM159 15V16H158ZM170 15H172V16H170ZM181 15V16H180ZM190 15V16H189ZM219 16V17H217V16ZM249 15V16H248ZM255 15H257V16H255ZM31 16H34V14L33 15H31ZM87 16V17H86ZM88 16H90V17H88ZM93 16V17H92ZM107 16V17H106ZM116 16V17H115ZM126 16H127V18H126ZM133 16V17H132ZM139 16H142V17H144V19L146 18V17H148V18H150V19H147V20H149V21H145L146 22V24H149V23H152L151 22V20H153V23L152 24H150V25H154L153 27H149V29L147 28L149 25H147L146 26V24H142V23H144V19L142 20V19H140V18H142V17H139ZM179 16H180V18H179ZM183 16V17H182ZM193 16V17H192ZM201 16V17H200ZM203 16V17H202ZM220 16H222V17H220ZM240 16V17H239ZM243 16V17H242ZM248 16V17H247ZM253 18H252V17ZM259 16V17H258ZM100 17V18H99ZM109 17V18H108ZM135 17V18H134ZM159 17H160V19H159ZM169 17V18H168ZM174 17V18H173ZM182 17V18H181ZM185 17H187V18H185ZM196 19H195V18ZM209 17V18H208ZM217 17V18H216ZM229 19H228V18ZM238 17V18H237ZM256 17H257V19H256ZM87 18V19H86ZM99 20H98V19ZM115 18V19H114ZM120 18L122 19L123 18V20H120ZM152 18V19H151ZM153 18H155V19H153ZM194 18V19H193ZM202 18V19H201ZM207 18V19H206ZM210 18H212V19H210ZM222 18H224V19H222ZM226 18V19H225ZM233 18V19H232ZM252 18V19H251ZM88 19H90V20H92V22L91 21H89ZM106 19V20H105ZM109 19V20H108ZM114 19V20H113ZM117 19V20H116ZM128 19L130 20V19H132L131 21H128ZM141 20V21H143V22H140L139 23V21H137V20ZM145 19V20H146ZM158 19V20H157ZM165 19V20H164ZM171 19V20H170ZM191 19H193V20H191ZM218 19V20H217ZM228 19V20H227ZM256 19V20H255ZM96 20V21H95ZM119 20V21H118ZM176 20V21H175ZM180 20V21H179ZM184 20V21H183ZM186 20V21H185ZM196 20V21H195ZM202 20V21H201ZM212 20V21H211ZM213 20H215L214 22H213ZM220 20H221V23H220ZM231 21V25L232 26H230V21ZM236 20V21H235ZM240 20V21H239ZM259 20H261V21H259ZM89 21V22H88ZM102 21L104 22V24H106V25H104V24H102ZM117 21V22H116ZM160 21H162V22H160ZM182 21V22H181ZM190 21V22H189ZM198 21H201V23L198 25ZM210 21V22H209ZM218 21V22H217ZM223 21H225V23L223 22ZM227 21H229L228 22V24L226 23ZM236 23H235V22ZM237 21H239V22H237ZM248 21H251V22H248ZM263 21V22H262ZM85 22H87V23H85ZM149 22V23H148ZM165 22V23H164ZM171 22V23H170ZM173 22V23H172ZM181 22V23H180ZM185 22V23H184ZM194 22V23H193ZM198 22V23H197ZM205 24H204V23ZM209 22V23H208ZM235 24H234V23ZM241 22V23H240ZM245 22H246V24H245ZM258 22V23H257ZM113 23V24H112ZM115 23V24H114ZM132 23H133V25H132ZM138 23V24H137ZM179 23H180V26H179ZM187 23V24H186ZM216 23H218V24H216ZM223 23H224V25H223ZM242 24V25H240V24ZM250 24V25H248V24ZM111 26H109V25ZM127 24V25H126ZM135 24H136V26H135ZM156 24V25H155ZM165 24V25H164ZM182 24V25H181ZM236 24L239 26H237L236 27ZM257 24V25H256ZM116 25V26H115ZM138 25H141L142 26V28H141V26H138ZM174 25V26H173ZM197 25V26H196ZM202 25H204V26H202ZM207 25V26H206ZM213 25L215 26V27H213ZM217 25V26H216ZM223 25V26H222ZM244 25V26H243ZM253 25V26H252ZM254 25H256V26H254ZM263 25V26H262ZM109 28H108V27ZM113 26V27H112ZM121 26V27H120ZM126 26V27H125ZM189 26V27H188ZM195 26H196V28H195ZM234 26V27H233ZM245 26L247 27V28H245ZM259 26V27H258ZM262 26V27H261ZM100 27H103V28H100ZM122 27H124V28H122ZM139 27V28H138ZM171 27V28H170ZM178 27V28H177ZM191 27V28H190ZM203 27V28H202ZM229 27V28H228ZM241 27L242 28H244L245 29V31H244V29H242L241 30ZM252 29H251V28ZM257 27V28H256ZM119 28V29H118ZM125 28H126V30H125ZM141 28V29H140ZM145 28V29H144ZM200 28H202L201 30H199ZM206 28H207V30H206ZM209 28V29H208ZM222 28V29H221ZM236 28H237V30H236ZM256 28V29H255ZM261 28H262V30H261ZM107 29V30H106ZM112 30V31H110V30ZM116 29H117V31H116ZM121 29H122V31H121ZM124 29V30H123ZM143 29V30H142ZM151 29V30H150ZM186 29V30H185ZM188 29V30H187ZM194 29V30H193ZM205 29V32L203 31ZM227 29H230V30H227ZM239 29H240V31H243V32H240L239 31ZM246 29H247V31H246ZM249 29V30H248ZM259 29V30H258ZM104 30V31H103ZM115 30V31H114ZM134 30V31H133ZM138 30V31H137ZM155 30V31H154ZM196 30H198V31H196ZM220 30V31H219ZM127 31V32H126ZM175 31V32H176ZM180 31V32H179ZM207 31H209V32H207ZM213 31H215V32H213ZM238 31V32H237ZM249 31V32H248ZM252 31V32H251ZM261 33H259V32ZM263 32V34H262V32ZM129 32H130V34H129ZM139 32H142V33H139ZM151 32V33H150ZM222 32V33H221ZM257 34H256V33ZM108 33V34H107ZM118 33V35L120 36V33H121V36L123 37V39H121L120 37H118V40H119V38H120V41L118 42V41H116L117 39H114V35H116ZM128 33V34H127ZM136 33H138L139 35H137ZM145 33V34H144ZM153 33V34H152ZM198 33V34H197ZM200 33V34H199ZM202 33V34H201ZM209 33V34H208ZM212 33V34H211ZM223 33L225 34L226 33V35H229V36H233V38L234 37H237V38H235V41H237V43L239 44V46H237V44H236V46H233V47H235V48H231V51H230V49L229 48H227L226 46H224L225 48H227L226 50L225 49H223L222 48V45H217L216 44V46H219V47H216V46H211V45H215V43H216V40L217 39H219V37L218 38H216L217 36H219V35H223ZM231 33H232V35H231ZM236 33V34H235ZM241 35H240V34ZM245 33H247V34H245ZM254 33V34H253ZM106 34V35H105ZM113 34V35H112ZM136 34V35H135ZM197 34V35H196ZM205 34V35H204ZM215 36H214V35ZM237 34H239V36L237 35ZM244 34H245V37H249L250 39H251V43L252 44H250V42L248 41V40H250L249 38H244ZM256 34V35H255ZM100 35H101V38H102V40H101V38H100ZM117 35V36H118ZM130 35H131V37H130ZM150 37H149V36ZM209 35H211L210 36V39H208L209 38ZM250 35V36H249ZM143 36V38H141ZM213 36V37H212ZM252 36L253 37H255L254 38V40H253V38H252ZM259 36H261V37H259ZM106 39H105V38ZM109 37V38H108ZM132 38V40L133 41H135V44H133L134 42H132V44H131V42L129 43V42H127L126 40V38ZM145 37H146V39H145ZM148 37V38H147ZM195 37V38H194ZM201 37V38H200ZM205 37V38H204ZM215 37V38H214ZM244 38V40L246 41H248L249 42V44H250V46L247 44L248 42L246 41V43L245 44H243V45H241L242 44V42L244 43V41L243 40H241V39H239V38ZM96 38V39H95ZM136 38V39H135ZM138 38V39H137ZM214 38V39H213ZM261 38V39H260ZM114 40V42H113V40ZM126 39V40H125ZM142 41H141V40ZM143 39H144V41H143ZM196 39V40H195ZM201 39H207V40H203L204 41V43L202 42V40ZM237 39V40H236ZM258 39H260L259 41L261 42V43H263V44H261L259 41H258ZM263 39V40H262ZM75 40H77V41H75ZM109 40V41H108ZM124 40V41H123ZM198 40H200V41H198ZM242 41V42H240V41ZM90 41H93V42H90ZM99 41V42H98ZM145 41H147V42H145ZM212 41H214V42H212ZM256 41H258V42H256ZM104 42V44H105V42H107L104 46H105V48H104V46L102 45V43ZM125 42V44H127V45H123V43ZM127 42V43H126ZM256 42V43H255ZM97 43H100L101 45V48L100 47H98V49H97V47L96 46H99V45H93V44H97ZM109 43V44H108ZM120 45H119V44ZM148 43V44H147ZM201 43V44H200ZM253 43H254V45H253ZM108 44V45H107ZM112 44V45H111ZM147 44V45H146ZM198 44V45H197ZM200 44V45H199ZM205 44V45H204ZM83 45V46H84ZM87 45H89V46H87ZM92 45V46H91ZM117 45V46H116ZM132 45V46H131ZM136 46V48L140 51V53H143V58H142V54H139V53H137L138 55L136 56L137 57V59H135L133 56H130L131 57V60H130V58H129V60H128V58L127 57H129V55L127 56V52H130L131 50H126V48H128L129 46H131L130 48L132 49V50H136V48H135V46ZM143 45V47L141 48V46ZM196 45V46H195ZM244 45H245V48H244ZM258 45V46H257ZM103 46V47H102ZM116 46V47H115ZM126 46H128V47H126ZM151 47V48H149V47ZM211 46V47H210ZM241 46V47H240ZM260 46V48H258ZM261 46H263V47H261ZM62 47H64V49L62 48ZM95 47V48H94ZM157 49H156V48ZM208 47H209V49H208ZM237 47V48H236ZM239 47V48H238ZM248 47V48H247ZM102 48H103V50H102ZM122 48V49H121ZM129 48V49H130ZM145 48V49H144ZM216 48H218L220 51H222L221 53H219V51H218V49L216 50ZM221 48V49H220ZM250 48V49H249ZM255 48V49H254ZM56 49V50H57ZM60 49H62V50H60ZM92 49V50H91ZM108 49V50H107ZM117 49H119V51L117 50ZM223 49V50H222ZM229 49V51H227ZM233 49V50H232ZM242 51H240V50ZM248 49V50H247ZM259 49H261V50H259ZM70 50V51H69ZM74 51V52H72V51ZM94 50H96V51H94ZM100 50V51H99ZM106 50V51H105ZM122 52H121V51ZM127 52H126V51ZM239 51V52H237V51ZM258 50H259V52H258ZM62 51V52H61ZM69 51V52H68ZM76 51V52H75ZM88 51V52H87ZM98 51V52H97ZM111 51V52H110ZM116 51H118V52H116ZM226 51V52H225ZM66 52V53H65ZM80 53V54H78V53ZM96 52V53H95ZM202 52H204V54H205V51H202ZM225 52V53H224ZM232 52V53H231ZM236 54H235V53ZM253 52V53H252ZM72 53V54H71ZM73 53H75V54H73ZM99 53L100 54H102V55H99ZM105 53H107V54H105ZM113 53V54H112ZM116 53V54H115ZM121 53V54H120ZM229 53H231V54H229ZM71 54V55H70ZM84 54V55H83ZM87 54H91L92 55V57L94 58H91V56H89V55H87ZM93 54H94V56H96V57H94L93 56ZM105 56H113L112 58H110V57H105V58H103L104 57V55ZM228 54H229V58H230V61H227V59H229V58H227L226 59V57H228ZM238 54V55H237ZM244 54V55H243ZM248 54V55H247ZM250 54V55H249ZM75 55V56H74ZM86 55V57L85 58H87V59H84V57L83 56H85ZM118 55V56H117ZM121 55H122V57H121ZM224 55V56H223ZM226 55V56H225ZM234 55V56H233ZM240 55V56H239ZM242 55V56H241ZM253 55V56H252ZM70 56V57H69ZM99 56H101L102 58H99V60H96V62H97V64L95 63L94 64V62H93V60H95V59H97ZM125 56V57H124ZM212 56H214V58L212 57ZM231 56H232V59H231ZM239 56V57H238ZM76 57H77V59H76ZM81 57H83V58H81ZM88 57H89V59H88ZM117 57V59L115 60L114 58H116ZM119 57V58H118ZM209 57L207 58V60H206V58L205 59H201V60H198V61H208V63H205L204 61V63H196V61H195V63L192 61L193 60V57H191L190 59H192L191 61L197 66V71L194 69V65L192 66V63H189L188 61L190 60H185V59H183V60H181V59H177L178 61H175V63L176 64H174L173 66H175V69H177L176 71H181L182 72V74H176L175 76H176V78H178L179 76H180V79H188V78H190L191 79V81H192V79H195V81L197 82V80H201V78L204 76H206L205 78L203 77L202 78V80L201 81H204L206 78H207V80L206 81H209L210 79H215L214 77H216V76H213L212 78L210 77V76H212L209 72H205V71H207L206 70V68L205 67H207V66H204L205 64H209V60H212L211 58L209 59ZM225 57V58H224ZM235 57V58H234ZM255 57V58H254ZM257 57V58H256ZM68 58V59H67ZM75 58V59H74ZM110 59V60H106V59ZM121 58H123V59H121ZM125 58L127 59V60H125ZM134 58V61L135 60H137V63H136V61L134 62L132 59ZM140 58V59H139ZM147 58H149V55H147ZM195 58V57H194ZM234 58V59H233ZM55 59V58H54ZM65 59V60H64ZM82 59H84V60H82ZM92 59V60H91ZM112 59V60H111ZM114 59V60H113ZM143 59V60H142ZM226 59V60H225ZM237 59H239V62H238V60L236 61ZM256 59H257V61H256ZM85 60H87V61H85ZM91 60V61H90ZM103 60V61H102ZM104 60H105V62L106 63H104ZM119 62H118V61ZM125 60V61H124ZM139 60V61H138ZM147 60V61H146ZM249 60V61H248ZM57 61H54L55 63H57L58 64V62ZM83 61V62H82ZM85 61V62H84ZM88 61H90L91 63H89ZM98 61H101L100 62V64H99V62ZM113 61V62H112ZM115 61H117V62H115ZM135 63V64H133V62ZM197 61V62H198ZM221 61H225L224 63L226 64V65H228V63L227 62H229L230 64L228 65V66H226L225 64L223 65V62H221ZM227 61V62H226ZM243 61H244V63H243ZM250 61H252V63L250 62ZM66 62V63H65ZM121 62V63H120ZM131 62V63H130ZM146 62H147V64H146ZM64 63V64H63ZM74 63V64H73ZM89 63V64H88ZM125 63L128 65H126L125 66ZM139 63V64H138ZM144 63V64H143ZM183 63H185V64H183ZM210 63V65H213L214 66V64H211ZM215 63V66L214 67H216V65H218V64H216ZM77 64L78 65H80V66H77ZM93 66H92V65ZM107 66H105V65ZM110 64V65H109ZM123 64V65H122ZM182 64V65H181ZM189 66V67H191V68H189L187 65ZM191 64V65H190ZM232 64V65H231ZM234 64V65H233ZM246 64V65H245ZM248 64V65H247ZM261 64V65H260ZM74 65V66H73ZM89 65V66H88ZM97 65V66H96ZM100 65V66H99ZM103 65V66H102ZM132 65V66H131ZM186 65V66H185ZM244 65V66H243ZM251 65V66H250ZM260 65V66H259ZM69 66V65H68ZM94 66H96V68L94 67ZM102 66V67H101ZM133 66H135V67H137L136 68V70L134 71V68L132 69V67ZM140 66V67H139ZM145 66V67H144ZM153 66V67H152ZM183 66V67H182ZM204 68H203V67ZM219 66H221V65H218L217 66V68L219 69ZM236 68H235V67ZM63 67H62V69H63ZM76 67V68H75ZM101 67V68H100ZM112 67H115L114 69H112ZM118 67V68H117ZM131 67V68H130ZM139 67V68H138ZM185 67V68H184ZM188 67V68H187ZM198 67H201V68H199V70H198ZM227 67V68H226ZM229 67H232V68H229ZM241 67V68H242ZM253 67V68H252ZM259 67V68H258ZM94 68V69H93ZM109 69V70H107V69ZM122 68H126V69H122ZM127 68H128V70H127ZM129 68L130 69H132V71L131 70H129ZM151 69L152 68V71H153V73L154 72H157V73H154V74H150V73H148L147 71H149V70H147L146 71V69ZM221 68V67H220ZM262 68V69H261ZM32 69V68H31ZM30 69V70H31ZM48 68H46L45 70H46V72L48 73V70H47ZM60 69V68H59ZM77 69H78V71H77ZM90 69V70H89ZM97 69H98V71H97ZM104 69V70H103ZM145 69V70H144ZM185 69V70H184ZM187 69V70H186ZM202 69V70H201ZM203 69H204V72H205V74H203V76H201L202 74V72H199V71H203ZM256 69V72L254 71V73H256V74H254L253 73V71L252 70H255ZM50 70V69H49ZM52 70H54V71H52ZM61 70V69H60ZM101 70H103V72L101 71ZM112 70L114 71V70H116V71H114V72H112ZM117 70H119V71H117ZM124 72H123V71ZM126 70V71H125ZM259 70V71H258ZM261 70V71H260ZM88 71V72H87ZM96 71V72H95ZM110 71V72H109ZM121 71H122V73H121ZM134 71V72H133ZM190 71H193V73L192 72H190ZM195 71V72H194ZM252 71V75L254 74V75H256V76H252L251 74H250V72ZM45 72V71H44ZM50 73H52V75L54 76V74H55V76L54 77H57V78H59V79H62L63 78V76L64 75H62L61 74V72H63V71H57V69H52L51 68V71H49ZM60 72V73H59ZM105 74V76L102 74ZM105 72V73H104ZM115 72H118V74L119 75H115V76H111V75H114V73ZM141 72V73H140ZM145 72V73H144ZM248 73L249 75H251V76H249V77H247V75L246 74H243V73ZM257 72H258V74H257ZM46 73V75H48V76H50L51 74L50 73H48L47 74ZM54 73V74H53ZM80 73H78V74H80ZM97 73V74H96ZM109 75H108V74ZM121 73V74H120ZM148 73V74H147ZM190 74V75H188V74ZM191 73L193 74V75H191ZM196 73V74H195ZM199 73V74H198ZM206 73H209L210 74V76L208 75L207 76V74ZM93 74V75H92ZM115 74H117V73H115ZM141 74H144V75H142L141 76ZM243 74V75H242ZM51 75V76H52ZM57 75V76H56ZM62 75V76H61ZM81 75V74H80ZM102 75V76H101ZM179 75V76H178ZM182 75V76H181ZM183 75H185L184 77H183ZM198 75V76H197ZM236 75V76H237ZM246 75V76H245ZM94 76V77H93ZM99 76V77H98ZM126 76H123V77H125V79L121 76V78L122 79H124V80H126ZM149 78H148V77ZM155 78H154V77ZM165 75H159L158 77H164ZM178 76V77H177ZM201 76V77H200ZM258 76V77H257ZM86 77H87V79L88 80H91V81H87V79H86ZM97 77V78H96ZM101 77V78H100ZM132 77V78H131ZM152 77V78H151ZM157 77V78H158ZM182 77V78H181ZM198 77H199V79H198ZM210 77V78H209ZM244 77H247V78H245V81H244V83H240L242 80H244ZM250 77H251V79H254V81L252 82V81H248V80H250ZM257 77V78H256ZM92 78V79H91ZM105 78V79H104ZM120 78V77H119ZM118 78V79H119ZM120 78V79H121ZM128 78H127V80H128ZM141 78H143V79H141ZM146 78V79H145ZM159 78V79H160ZM218 78H219V76H218ZM235 78H237V80H235ZM258 78L261 80H259L260 81V83L261 82H263V83H261V84H259V82H258ZM84 79H86L85 80V82H82V81H84ZM116 78H114L113 80H115ZM134 79V78H133ZM148 79V80H147ZM161 79H165V78H161ZM189 79V80H190ZM204 79V80H203ZM247 79V80H246ZM93 80H97L96 82L97 83H94L93 84ZM101 80V81H100ZM110 80V81H109ZM117 80V79H116ZM137 81V83L138 82H140V81ZM189 80H187L188 82H189ZM255 80H256V83H255ZM36 81H38V80H36ZM93 81V82H92ZM101 83H100V82ZM144 81V82H145ZM186 81V82H187ZM211 81H213V80H211ZM71 82H73V81H71ZM81 82V83H80ZM91 82V83H90ZM148 82H145V83H148ZM247 82V83H246ZM248 82H250L249 84H248ZM258 82V83H257ZM3 82H1L0 81V87L1 86H4L3 84H2ZM206 83H208V82H206ZM240 83V85H242V86H245V89L246 90H248L247 88L249 87L250 88V86H253L254 85V87H252L251 89L252 90H249L251 93H249V91H246L245 89H244V87H242L243 89H241V86H240V88H239V85H237V84H239ZM251 83H253L252 85H251ZM75 84V85H76ZM96 84V85H95ZM98 84V85H97ZM188 84V83H187ZM209 85L211 84V83H208ZM248 86V87H246V85ZM256 84L258 85L257 86V88L261 91V92H263V93H259L260 91L255 87L256 86ZM90 85V86H89ZM260 85H262V86H260ZM85 86V87H84ZM92 86H94V87H92ZM95 86H97V87H95ZM235 86H236V89H235ZM260 86V87H259ZM86 87H88V88H86ZM90 87H91V89H93V90H91L90 89ZM241 89V90H243V91H241V90H239V89ZM254 88V89H253ZM22 88H20V90H21ZM89 89V90H88ZM233 89V90H232ZM238 89V90H237ZM257 91H256V90ZM25 92H24V91ZM23 90H21L22 92H24V93H27L28 91L27 90H25V88H23ZM238 91V92H235V91ZM256 92H255V91ZM233 91V92H232ZM239 91H241V93H243L242 95H240L239 94ZM246 91V92H245ZM259 91V92H258ZM237 93V94H235V93ZM253 92V93H252ZM235 94V96H238V97H235L234 96V94ZM245 93H248V94H250L249 96H247V94H246V96H245ZM256 93V94H255ZM260 95H259V94ZM232 94V95H231ZM255 94V95H254ZM257 95H258V97H257ZM262 95V96H261ZM240 96V97H239ZM254 96V97H253ZM243 97H247V98H243ZM252 97L253 98H255V97H257V98H255V99H252ZM51 98V97H50ZM54 98V97H53ZM53 98L52 99H49L50 101L52 100V101H55V100H53ZM239 100H238V99ZM251 98V99H250ZM262 99V101H261V99ZM236 99V100H235ZM257 99V100H256ZM237 100H238V102H237ZM240 100H241V102H243L244 101V103H247L248 105L246 106V104H242L241 102H240ZM243 100V101H242ZM249 100V101H248ZM253 101V102H252ZM250 102V103H249ZM256 102H257V105L255 106L254 104H256ZM240 103H241V105H240ZM259 104V105H258ZM260 104H262L263 106H262V108L260 107L261 105ZM249 105H254L255 107H256V115H258V116H256V115H253V114H251L252 112L254 113L255 112V110H253V108H252V106H249ZM257 106H259L260 108H258ZM255 107H254V109H255ZM225 108V109H224ZM251 109L253 110L252 112H250L251 111ZM224 110H226L227 112H229L230 113V111L233 113V116H231L232 114H230V116H228L227 114H226V111H224ZM243 110H244V112H243ZM261 110V111H260ZM224 111V112H223ZM247 111H249V112H247ZM258 111H259V113H258ZM245 112H247V114L245 113ZM139 113V112H138ZM137 113V120L138 119H140L141 117H144L146 114H144L143 116L139 113L138 114ZM218 113V114H217ZM219 113H220V115H219ZM243 113H245V114H243ZM248 113H250V114H248ZM180 113H176L175 114V116H173L174 114H170V116L168 117L167 115H165L166 117H164V116H162L161 115V117L163 118V119H166V120H169L168 121V123H166L168 126H172V124L174 125V126H172V127H175L176 126V128H183L184 126H185V124H187L188 125V118H187V116L186 115H184V114H180ZM218 116H217V115ZM238 114V115H237ZM242 114V115H241ZM255 114V113H254ZM149 115V114H148ZM169 115V114H168ZM235 115H236V117H235ZM240 115V116H239ZM245 115V116H244ZM248 115H249V117H248ZM128 116V115H127ZM150 116V115H149ZM145 116L146 118L148 117V118H150V121L151 120H155L157 117L160 119L161 117L160 116ZM173 116V117H172ZM182 116V117H181ZM185 116V117H184ZM217 116V117H216ZM227 116V117H226ZM242 116H244V117H242ZM131 117V116H130ZM153 119H152V118ZM174 117H175V119H174ZM179 118L180 119V122H179V119H177V118ZM215 117V118H214ZM224 117V118H223ZM248 117V118H247ZM251 117H253V118H251ZM258 117H260L259 119H261V120H259V123L257 122L258 121ZM155 118V119H154ZM157 118V119H158ZM218 118V119H217ZM220 118V119H219ZM232 118H233V120H232ZM236 118V119H235ZM241 118H243V119H241ZM255 118V119H254ZM263 118V119H262ZM213 119H214V122H212L213 121ZM215 119H217V120H215ZM224 119V120H223ZM228 119V120H227ZM238 119V120H237ZM241 119V121H239ZM244 119H245V121H244ZM248 119V120H247ZM252 119V120H251ZM178 121V123L176 122V121ZM221 122H220V121ZM263 120V121H262ZM172 121H173V123H172ZM206 121V120H205ZM215 121H216V123H215ZM223 121V122H222ZM233 121V122H232ZM251 121V122H250ZM189 122H190V120H189ZM212 122V123H211ZM228 122H230V123H228ZM243 122V123H242ZM244 122H245V125H244ZM250 124H249V123ZM257 122V123H256ZM263 123V125H262V123ZM153 123V122H152ZM178 125H177V124ZM185 123V124H184ZM215 125H214V124ZM219 123V124H218ZM222 123V124H221ZM234 123V124H233ZM236 123V124H235ZM240 123H241V125H240ZM260 123H261V125H260ZM211 124H213V125H211ZM218 124V125H217ZM224 124H225V126H224ZM233 124V125H232ZM182 125H184V126H182ZM186 125V126H187ZM212 126V128H211V126ZM232 125V126H231ZM243 125V126H242ZM258 125V126H257ZM179 126V127H178ZM181 126V127H180ZM214 126H219V127H215L214 128ZM221 126V127H220ZM223 126V127H222ZM230 126V127H229ZM246 126H248V128L246 127ZM254 128H253V127ZM258 128H257V127ZM261 126V127H260ZM263 126V127H262ZM188 127V126H187ZM240 127V128H239ZM251 127V128H250ZM198 128L197 129H195L196 131H198ZM209 130H208V129ZM225 128V129H224ZM234 130H233V129ZM184 129H186V127H184ZM211 129V130H210ZM213 129H214V131H213ZM218 129H220V131H223V132H221L220 133V131L218 130ZM229 129V130H228ZM241 129H243V130H241ZM258 129V130H257ZM226 130V131H225ZM232 130V131H231ZM238 130V131H237ZM251 130V131H250ZM216 131H218V132H216ZM228 131V132H227ZM233 131H235V132H233ZM241 131V132H240ZM247 131H249V132H247ZM258 131H260V132H258ZM230 132V133H229ZM249 133V134H248ZM253 133V134H252ZM224 134V135H223ZM246 136H245V135ZM250 134H252V135H250ZM257 134V135H256ZM263 136H262V135ZM93 135V134H92ZM99 134H96V135H94V137L95 138H98L99 140H101V141H103L104 140V138H102L103 136L100 134L99 136H98ZM231 135V136H230ZM233 135H234V137H233ZM253 135H254V137H253ZM102 136V137H101ZM235 136H236V138H235ZM238 136V137H237ZM239 136H241V137H239ZM245 136V137H244ZM251 136V137H250ZM259 136V137H258ZM100 138H102V139H100ZM235 138V139H234ZM242 138V139H241ZM248 138V139H247ZM253 141H255V142H253L252 143V140ZM237 139V140H236ZM260 139L261 140H263V141H260ZM238 142H236V141ZM239 140V141H238ZM247 140V141H246ZM227 141V140H226ZM233 142V143H232ZM251 142V143H250ZM101 144H100V148H98L99 150H101V152L98 150V149H96L95 150V148L94 149H91V150H89V152H90V155H93V153L95 152V153H98V152H100V153H102V155L105 153V150H104V141H103V144H102V142H100ZM235 143V144H234ZM251 145H250V144ZM261 143V144H260ZM3 145V146H2ZM235 145V146H234ZM247 145H248V147H247ZM262 146V147H261ZM2 147V148H1ZM3 147H5L4 146V144H0V149L1 150H5V148H3ZM102 147H103V149H102ZM247 147V148H246ZM253 147V148H252ZM237 148V149H236ZM134 149V148H133ZM132 148H129V150L130 151H133L134 152V150H136V149H134L133 150ZM252 149V150H251ZM0 150V151H1ZM95 150V151H94ZM246 150V151H245ZM251 152H249V151ZM254 150V151H253ZM260 150H261V152H260ZM73 151H74V149H73ZM98 151V152H97ZM242 151H244V152H242ZM7 152V151H6ZM248 152V153H247ZM257 152V153H256ZM263 152V153H262ZM76 153H78V154H80V153H83V151H81V149H78L77 148V150H76ZM94 153V154H95ZM100 153H98V154H100ZM240 153H242V154H240ZM252 153L254 154V155H252ZM259 153V154H258ZM248 154V156H249V158H250V155ZM261 154V155H260ZM8 155V152H7V154H6V156ZM236 155V154H235ZM238 155H236V156H238ZM242 155V156H243ZM242 156H240V157H242ZM244 157V156H243ZM21 158V159H20ZM19 162L21 163V164H23L24 166H23V169H20V170H23V171H21V172H23V174H22V176H21V174L20 173H18L19 172V168H18V166H16L17 164H15V166L13 165V164H10L8 161H6L7 159H3L2 158V160H1V158H0V169L2 168L3 169V173L1 172L0 173V209H2V210H0V224H1V226H0V263L1 264H107V262H106V260L108 261V264L110 263V264H124L125 262H126V260H127V264H144V261L146 262L147 261V263H145V264H149V262L151 263V264H161L162 262H164L165 261V259L167 260V258H170V256H172V254H174V252L176 253L177 252V249H176V247H179L178 245H181V244H184V243H187V244H192V242L191 241H194V239H195V241H197L198 240V242H199V239L200 240H204L205 238L203 237V233H202V231H199V229L198 230H196V226H194V227H192V228H188V229H186V231L188 232V231H191L190 233H188L187 235H185V239L183 238V240H185L184 241V243H183V241H182V239H181V241L180 240H177L178 242L180 241V244L178 243H176V241H173L175 244V246L174 245H172L173 244V242H172V244L171 243H162V242H158V241H156V242H158V243H156V245L154 246L153 244L155 243V241L154 242H150V244L148 243V242H146L147 241V239H143L144 241H141L142 239L141 238H139V239H137V236H134V233H135V231H136V226H137V231L140 229V228H142V227H144V225H146V226H157L158 224L153 220V218H152V216H154V215H158V214H160V211H159V213H158V210H157V207H158V205H156V207L154 206L156 203L158 204V202H160V205H161V202L163 203L164 202V200H165V203H166V201H168L169 199L171 200L170 202L172 203L173 202V200L170 198V197H167L166 198V195L167 194H164L163 193V195L160 193V192H139L138 191V189H136L137 188V186L135 187V185H134V187H133V185L131 186V185H128V186H131L130 188H131V190H128L129 189V187H125L126 189H127V191H126V189L124 188V189H120V188H123V187H121V185H120V188H119V185H117V187L119 188H116V185L115 186H112V187H114V188H116V192L114 191V190H112L113 188H110V191H108V190H105V191H102V192H98V191H94V188L92 189V190H86L85 191V193L84 192H81V193H83L84 195H86V192H87V196L86 197H88L87 199H91L92 201H96L95 203L97 204V206L95 205V207H92L91 205H89L88 203H86V202H83V201H80L79 199H77V196H74L75 194L73 193V192H66L67 194H65L64 196L65 197H63V195H57V194H55V192H49V191H47V190H36L37 189V187L39 186L38 184H46V181L48 180V179H51V180H53V181H55V183L57 182V179H56V175H58V174H54V173H56L55 171L53 172H50V173H48V172H46V169L43 167V169L44 170H40L41 169V165L39 164V167H38V164L37 163H35L33 160H31L30 159V161H31V163H30V161H29V159L28 158H26L24 155H21V157H19ZM4 161L6 162V164H4ZM32 161H33V163H32ZM8 162V163H7ZM10 164V166L8 167V165ZM30 164V165H29ZM32 164V165H31ZM7 165V166H6ZM12 165H13V170H11L12 168ZM34 165V166H33ZM26 166V167H25ZM32 166V167H31ZM15 167V168H14ZM16 167H17V169H16ZM35 167V168H34ZM39 169H37V168ZM9 168H11V169H9ZM30 168V169H29ZM1 169V170H2ZM14 169H15V171H14ZM33 169V170H32ZM0 170V171H1ZM7 170V171H6ZM16 170H18L17 172H16ZM27 170H29V172L27 171ZM5 171V172H4ZM14 171V172H13ZM28 172V173H27ZM32 173V175H31V173ZM43 172H45V173H43ZM15 173H17L18 175L20 174V176H18L17 174H15ZM28 174V175H27ZM30 174V175H29ZM255 174L256 173H252L251 175H249L250 176V178L251 179H257V178H259V176L258 175H256L255 176ZM23 175H24V177H23ZM27 175V177H25ZM223 175V176H222ZM221 175V177H223V178H227L226 177V174H222ZM224 175H225V177H224ZM253 175H254V177H253ZM32 178H31V177ZM35 176V177H34ZM253 177V178H252ZM34 178H35V180H34ZM227 179H229V178H227ZM38 182V184L36 185V182ZM41 181V182H40ZM40 182V183H39ZM11 186V187H10ZM66 186V185H65ZM241 185L239 184V187H240ZM242 189V188H241ZM117 190H119V191H117ZM123 190H125V191H123ZM122 191V192H121ZM249 192V194L248 195H250L251 194V191H248ZM70 193H72V195L70 194ZM117 193V194H116ZM160 193V194H159ZM257 193V192H256ZM262 193H264V192H262ZM260 194V192H258L256 195L252 192V194L254 195V197H255V199L257 200V203H259L258 202V200L262 197V198H264V194ZM158 194V195H157ZM259 194L261 195V197L259 196ZM253 195H250V196H252L253 197ZM258 195V196H257ZM67 196H71V197H73V198H66ZM156 196V197H155ZM159 196H161V197H159ZM165 196V197H164ZM258 197H260L259 199H257ZM66 198V199H65ZM147 198V199H146ZM150 198H152V202H150L151 200H150ZM162 199V201H161V199ZM173 198V197H172ZM153 199H154V201H153ZM155 199H157V200H159V201H157V200H155ZM167 199V200H166ZM90 200V201H91ZM150 200V201H149ZM174 200H175V202L177 201L175 198H174ZM147 201V202H146ZM148 201L150 202L149 204H148ZM260 202H262V200H259ZM263 202H264V199H263ZM262 202V203H263ZM111 203V206H112V203H114L115 205L114 206H112V207H107L108 206V204H110ZM153 203H155V204H152ZM168 204H169V202H167ZM170 203V204H171ZM262 203H259L260 205H262ZM144 204H145V206H144ZM148 204V205H147ZM169 204V205H170ZM172 204H174V203H172ZM259 204H257V205H259ZM259 205V206H260ZM263 206V205H262ZM106 207L108 208V210L106 209ZM113 207H117L115 210L116 211H118V208H119V210L120 211H118L117 213L118 214H116V211H115V215L113 214V212L111 211V210H113L112 208ZM122 208V209H121ZM258 208V207H257ZM259 208H261V209H263V210H261L260 209V212H262V211H264V207L262 208V207H259ZM258 208V209H259ZM5 211H4V210ZM106 209V210H105ZM109 209H111L110 211V213H109ZM230 210H232V209H230ZM238 210V209H237ZM2 211V212H1ZM6 211H8L7 213H9V214H11L10 216L12 217H10L7 213H6ZM107 213H106V212ZM229 212V210H225L224 211V213H228ZM14 212V213H13ZM74 212H76V213H78L77 214V216L78 217H74L75 216V214L76 213H74ZM232 212H235V210L233 209V211ZM237 212H239V211H237ZM1 213H5V214H2L1 215ZM74 213V214H73ZM112 213V214H111ZM262 213H264V212H262ZM5 215H7V216H5ZM18 215V216H17ZM161 216H170V217H174V218H183L186 214H185V212L184 211H175L174 213H162L161 212V214H160ZM8 216H9V220H8ZM16 218H15V217ZM231 216V215H230ZM232 216H234V217H228V218H230V219H232V218H235V215H232ZM262 216H264L263 214H262ZM237 217V216H236ZM17 218H19V220L17 219ZM75 218L76 219H78L77 220V223H80L81 221H80V219L82 220V218H83V222H87V224H80L81 225V227H78L77 228V226H78V224H77V226L75 225L76 224V221H75ZM227 218V219H228ZM18 221H17V220ZM24 219H26V220H24ZM225 219V221H228V220H230V219ZM13 220V221H12ZM72 220V221H71ZM93 221V222H92ZM10 222V223H9ZM27 224H26V223ZM73 222H74V224H73ZM89 222V223H88ZM228 222H231V221H228ZM11 223H12V225H11ZM82 223V222H81ZM226 223V222H225ZM89 224H91L92 226L90 227L89 226ZM94 224V225H93ZM9 225H11V226H9ZM28 225H29V227H28ZM35 225V226H34ZM84 225V226H83ZM86 225V226H85ZM95 225H97V226H95ZM6 226V227H5ZM31 226V227H30ZM39 226V227H38ZM76 226V227H75ZM82 226L83 227H85V229H83L82 228ZM94 226H95V228H94ZM106 228H105V227ZM34 227V228H33ZM37 229H36V228ZM88 229H87V228ZM93 227V228H92ZM107 227H109V228H107ZM217 227H221V226H217ZM111 228V229H110ZM36 229V230H35ZM44 229V230H43ZM89 229H91V231L89 230ZM213 229V228H212ZM212 229H211V231H212ZM214 229H216L215 227H214ZM34 230H35V232H34ZM93 230H95L94 232H93ZM111 231V232H109V231ZM121 232V233H123L124 232V235H125V233L127 232L129 235V237H130V239H131V241H129V237L127 236V234H126V239H123L124 241H125V244L126 245H128L127 246V249H129V251L127 252L126 250H124V252L122 253V251L120 252V250H118L119 252H117V250H115V252H114V249H113V241H114V239H113V237H112V235H111V233H115V232ZM209 231V230H208ZM207 231V232H208ZM33 233H35V235L33 234ZM94 233V234H93ZM105 233V234H104ZM37 234V235H36ZM107 234V235H106ZM44 237H43V236ZM196 235V237H194ZM197 235L199 236V238L197 237ZM40 236V237H39ZM45 236H46V239H45ZM107 236V237H106ZM49 237V238H48ZM128 237V238H127ZM192 237H193V239H192ZM203 237V238H202ZM111 238V239H110ZM50 239V240H49ZM67 239V240H66ZM133 239V240H132ZM48 240H49V242H48ZM63 240L65 241V242H63ZM84 240V241H83ZM122 240V241H123ZM135 240V241H134ZM31 241V242H30ZM44 241V242H43ZM69 241V242H68ZM70 241L72 242L71 243V246H70ZM93 241V242H92ZM123 241V242H124ZM126 241H128V242H126ZM142 243H141V242ZM150 241V240H149ZM188 241V242H187ZM32 242H33V244H32ZM48 242V243H47ZM76 242V243H75ZM130 242V243H129ZM134 242V243H133ZM136 242V243H135ZM140 242V243H139ZM144 242V243H143ZM182 242V243H181ZM201 242V241H200ZM35 243V244H34ZM74 243V244H73ZM131 243H132V245H133V248H132V245H131ZM147 243V244H146ZM151 243H153L152 245H153V247L151 246ZM162 243V244H161ZM29 244V245H28ZM67 244V246H64V245H66ZM73 244V245H72ZM88 244V245H87ZM135 244V245H134ZM140 244V245H139ZM144 244V245H143ZM145 244H146V246H145ZM149 244V245H148ZM159 244V247L157 246ZM168 245V246H166V245ZM28 245V246H27ZM49 247H48V246ZM85 245V246H84ZM137 245H139V246H137ZM72 246H74V247H72ZM81 246H83V247H81ZM89 246V247H88ZM129 246H131V247H129ZM142 246V247H141ZM145 246V251H143L144 250V247ZM148 246H149V248H148ZM166 247V248H163V247ZM172 246V247H171ZM33 247V248H32ZM45 247H48V248H45ZM71 247V248H70ZM86 247V248H85ZM88 247V248H87ZM129 247V248H128ZM139 247V248H138ZM141 247V248H140ZM158 247V248H157ZM168 247V248H167ZM171 247V248H170ZM175 247V248H174ZM31 248V249H30ZM73 248V249H72ZM78 248H80V249H78ZM85 248V249H84ZM132 248V249H131ZM136 248V249H135ZM158 250H157V249ZM161 248V249H160ZM163 248V249H162ZM28 249V250H27ZM68 249V250H67ZM84 249V250H83ZM138 249V250H137ZM140 249H141V251H140ZM152 251H151V250ZM153 249L155 250V251H153ZM165 249H166V251H165ZM171 249H172V254L171 255H169L168 254V252L167 251H169V252H171ZM174 249V250H173ZM27 250V251H26ZM34 250V251H33ZM75 250V251H74ZM77 250L78 251H80V252H77ZM89 250V251H88ZM133 250V251H132ZM150 250V251H149ZM157 250V251H156ZM87 251V252H86ZM108 251V252H107ZM113 251V252H112ZM136 251V253H134ZM139 251V252H138ZM74 252V253H73ZM76 252V253H75ZM83 252V253H82ZM86 252V253H85ZM109 252H111V253H109ZM132 252V253H131ZM148 252V253H147ZM160 252V253H159ZM164 252V253H163ZM166 252V253H165ZM35 253H37V254H35ZM66 253V254H65ZM85 253V254H84ZM112 253H114V255H116V256H112L111 254ZM116 253V254H115ZM126 253V254H125ZM142 254V255H139L138 256V254ZM152 253V254H151ZM31 254V255H30ZM84 254V255H83ZM103 254H107L106 256L105 255H103ZM119 254V255H118ZM121 254V255H120ZM126 255V257H124L125 255ZM128 254H131L130 256L128 255ZM133 254V255H132ZM144 254L146 255V256H144ZM155 254V256H157V257H154L153 255ZM157 254V255H156ZM165 254H167V256L165 255ZM86 255V256H85ZM89 255V256H88ZM110 255V256H109ZM163 255V256H162ZM164 255H165V257H167V258H165L164 257ZM36 258H35V257ZM65 256V257H64ZM67 256V257H66ZM104 256V257H103ZM108 256V258L109 257H112V262H110L109 260H108V258H106L105 259V257H107ZM122 258H121V257ZM128 256V257H127ZM133 256V257H132ZM136 256V258H138V259H136V261H138V262H136L135 261V257ZM148 256V257H147ZM151 256V257H150ZM38 257V258H37ZM74 257V258H73ZM118 257V258H117ZM124 257V258H123ZM140 257V258H139ZM145 259H144V258ZM160 257H161V259H160ZM164 257V258H163ZM65 258V259H64ZM76 258V259H75ZM87 258V259H86ZM119 258H121L122 259V262H121V259H120V261L118 260ZM128 258V259H127ZM142 258V259H141ZM151 258H154V259H151ZM5 259V260H4ZM83 259V260H82ZM111 259V258H110ZM126 259V260H125ZM131 259H133V262L131 261L130 262V260ZM140 259V260H139ZM148 259H151V260H148ZM157 259V260H156ZM7 260V261H6ZM14 262H13V261ZM64 260H68V261H64ZM73 260H75L74 262H73ZM154 260H155V262H154ZM160 260V261H159ZM35 261V262H34ZM46 261V262H45ZM124 261V262H123ZM140 261V262H139ZM78 262V263H77ZM120 262V263H119ZM129 262V263H128ZM142 262V263H141ZM154 262V263H153ZM157 262V263H156ZM125 263V264H126Z\"/></svg>",
  "mask_w": 264,
  "mask_h": 264
}]
</instances>
